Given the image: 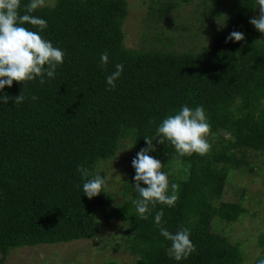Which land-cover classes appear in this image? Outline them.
I'll return each mask as SVG.
<instances>
[{"label":"trees","instance_id":"obj_1","mask_svg":"<svg viewBox=\"0 0 264 264\" xmlns=\"http://www.w3.org/2000/svg\"><path fill=\"white\" fill-rule=\"evenodd\" d=\"M190 1L147 0L146 19L164 22ZM28 2L21 0V14ZM255 6L256 0H236L224 12L225 25L196 52H172L165 44L126 48L125 0H54L33 13L48 25L40 35L65 58L43 86L37 79L24 89L13 82L0 91V97H15L24 90L28 97L18 105L0 102V264L13 249L93 238L91 215L105 209L107 197L102 192L88 199L77 167L96 175L97 163L113 157L123 142L133 160L147 147L144 137L154 136L162 120L185 104L203 105L210 152L178 158L169 142L154 141L156 151L149 153L170 173V184L179 185L175 206L157 204L148 219H140L132 204L138 193L131 167L123 188L129 197L109 210V219L125 224L118 241L134 264L241 263L238 245L211 223H231L244 214L238 202L220 200L229 174L251 172V153L264 164V35L249 23ZM232 31L242 32L245 41L226 43ZM104 52L108 64L101 67ZM117 63L123 73L115 89L107 90L106 76ZM161 209L167 230H190L196 251L187 259L169 254L171 242L154 222ZM257 244L263 246L264 232Z\"/></svg>","mask_w":264,"mask_h":264},{"label":"rangeland","instance_id":"obj_2","mask_svg":"<svg viewBox=\"0 0 264 264\" xmlns=\"http://www.w3.org/2000/svg\"><path fill=\"white\" fill-rule=\"evenodd\" d=\"M54 0H46V6ZM127 15L122 24L123 45L132 50L150 47L164 48L172 52H196L209 44L211 35L220 29L224 12L236 0H192L181 3L166 16L164 22L153 23L146 19L147 0H125ZM222 5L216 6L217 2ZM257 4L251 18L257 16ZM252 27H254L252 25ZM160 37L159 41H155ZM170 41V43H168ZM220 134H223L220 132ZM127 142L117 148L113 157L100 160L95 173L109 177V184L103 191L107 197L105 209L91 215L94 237L68 243L36 245L32 248H17L9 251L3 264H134L135 258L120 246L118 238L125 232V224L109 219V210L129 195L124 193L126 177L132 167L131 153ZM258 155L251 153V172H232L227 177L221 201L238 202L244 209L236 221L211 223V229L235 243L241 253L240 264H255L264 258V244L258 246L257 237L264 232V164Z\"/></svg>","mask_w":264,"mask_h":264},{"label":"clouds","instance_id":"obj_3","mask_svg":"<svg viewBox=\"0 0 264 264\" xmlns=\"http://www.w3.org/2000/svg\"><path fill=\"white\" fill-rule=\"evenodd\" d=\"M258 15L253 16L249 23L264 35V0H256ZM46 6V0H29L23 7L21 14V0H0V91L6 86L11 88L13 82L26 87L27 82L39 80L41 86L48 80L54 79L56 69L63 65L65 53L53 43L43 38L40 32L45 30L47 22L33 13ZM217 24L223 27L217 20ZM25 25L37 27L39 31H32ZM245 41V35L240 31H232L226 38V43ZM108 64V53L100 56V65ZM124 70L122 63L115 65V71L106 76L107 90H114L116 81ZM28 97L24 90L15 97L5 94L0 102L8 104L11 100L15 105L22 104ZM33 101L38 97L31 96ZM150 124L155 121L150 120ZM210 132L203 105L190 108L185 104L176 114L169 115L156 128L155 135L145 136L147 147L141 149L132 160L135 170V184L133 185L138 198L132 204L140 219L146 220L157 204L174 207L179 199V185L169 181L170 173L165 172L161 161L149 155L156 151L154 141L164 145L169 142L175 149L178 158L198 154L204 156L210 152L211 145L207 141ZM83 179V193L88 199L99 196L107 189L109 177L100 174L93 175L89 169L80 165L77 167ZM145 185L142 187L141 185ZM163 209L155 213L154 222L159 228L160 235L171 242L169 254L176 260L187 259L196 251L190 239L188 228H179L175 233L162 226ZM43 264H47L46 260ZM264 264V258L257 261Z\"/></svg>","mask_w":264,"mask_h":264}]
</instances>
